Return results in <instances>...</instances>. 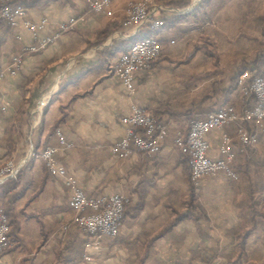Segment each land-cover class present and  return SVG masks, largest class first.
I'll list each match as a JSON object with an SVG mask.
<instances>
[{"label": "crops", "instance_id": "obj_1", "mask_svg": "<svg viewBox=\"0 0 264 264\" xmlns=\"http://www.w3.org/2000/svg\"><path fill=\"white\" fill-rule=\"evenodd\" d=\"M17 1L26 16L0 22V68L22 56L17 72L0 78V171L9 161L19 167L17 177L0 178L11 222L0 264H264V132L250 147L236 124L208 134L214 158L222 134L233 137L238 180L206 175L195 185L190 150L176 143L225 104L239 111L250 104L238 78L264 68V59L239 41L264 38V0H168L145 24L126 13L135 0H114L111 15L86 0ZM72 17L74 26L63 29ZM43 18L37 33L25 25ZM155 19L164 23L153 26ZM55 34L46 48L28 49ZM145 35L162 53L128 85L116 72L120 56ZM240 51L253 58L242 64ZM134 106L168 126L152 158L114 151ZM48 146H59L56 160L88 195L129 197L118 236L98 238L72 222L71 188L47 166Z\"/></svg>", "mask_w": 264, "mask_h": 264}, {"label": "built area", "instance_id": "obj_2", "mask_svg": "<svg viewBox=\"0 0 264 264\" xmlns=\"http://www.w3.org/2000/svg\"><path fill=\"white\" fill-rule=\"evenodd\" d=\"M96 12L111 15V6L114 0H86ZM167 0H140L131 2L129 20L140 24L150 22V17L160 9L165 8L163 3ZM27 8L17 0H0V22L3 19L11 23H17L18 18L25 17ZM77 18L72 17L62 24L63 29L74 26ZM48 23L47 18L41 22H33L26 19L25 25L32 32L37 33ZM164 22L161 19L152 21L153 26H160ZM57 34L41 39L37 44L30 46V51H39L46 48L56 40ZM162 45L152 37L136 41L131 48L121 54L116 72L123 81L131 85L134 75L139 70L148 69L162 53ZM22 62L21 55L13 56L12 65L9 68H0V78L7 73H16ZM250 74L244 72L238 80V88L241 97L249 100L250 104L239 111L234 103H227L220 109L208 114L204 119L193 121L187 133H179L176 143L187 146L191 153V179L198 185L202 177L206 175H224L229 180H238L240 174L235 169L236 151L233 137L228 133L222 134V143L219 148L220 157L210 155L211 144L208 134L230 124L237 125V136L241 144L250 147L258 142V132H264V75L254 77L250 82ZM131 128L127 135L119 140L114 151L126 158L135 150L144 152L149 157H154L162 148V144L168 134V126L159 120L152 112L140 106H134L133 114L129 118ZM254 128L256 131H253ZM61 144H65L66 138L61 130L57 129ZM59 146H48L43 150L42 156L49 169L64 177L66 184L71 188L70 207L75 212L72 222L81 230L95 235L98 238L116 237L124 218L126 204L129 197L125 194L114 195H88L79 186L77 180L70 176L67 168L59 163L56 152ZM19 167L13 161H9L0 171V178L17 177ZM10 221L3 205L0 204V257L9 246ZM89 258V257H88Z\"/></svg>", "mask_w": 264, "mask_h": 264}, {"label": "rangeland", "instance_id": "obj_3", "mask_svg": "<svg viewBox=\"0 0 264 264\" xmlns=\"http://www.w3.org/2000/svg\"><path fill=\"white\" fill-rule=\"evenodd\" d=\"M138 1H140V0H135V1H130L128 4H127V10H126V13H127V15H128V17H129V11H128V9L130 8V3L131 2H138ZM168 1V0H167ZM167 1H165V2H161V1H159L158 3H163L164 5H165V3L167 2ZM113 3H114V1H113ZM113 5V4H112ZM111 10H112V6H111ZM113 12V11H112ZM258 33H256L255 34V36H252V37H243V38H240L241 40L239 41V44H240V48L242 49V48H244V49H246V46L249 48V51H251V49H258V52L260 53L261 51H262V49H261V47H260V45L261 44H263V40H264V38L263 37H261L260 35H257ZM263 41V42H262ZM243 44V45H242ZM248 44V45H247ZM242 46V47H241ZM162 48H163V46H162ZM260 48V49H259ZM247 54H249L248 52H246V51H240V60H241V62H242V64L243 63H245L246 62V59H251V58H253V56H252V54L251 55H249V57L247 58ZM159 58V57H158ZM157 58V59H158ZM240 68H241V65H240ZM249 101V100H248ZM180 133H182V132H180ZM179 134V133H178Z\"/></svg>", "mask_w": 264, "mask_h": 264}, {"label": "trees", "instance_id": "obj_4", "mask_svg": "<svg viewBox=\"0 0 264 264\" xmlns=\"http://www.w3.org/2000/svg\"><path fill=\"white\" fill-rule=\"evenodd\" d=\"M148 35H145V36H142V37H140L139 38V36L137 37V39L136 40H134L133 41V44L136 42V41H138V40H142V39H144V38H146ZM260 59H264V50H262L261 52H260V57H259ZM243 72V71H242ZM242 72H240V75H241V73ZM240 75H239V77H240ZM259 75H264V68L263 67H257L256 68V70H255V72L248 78V81L250 82L252 79H254V77H256V76H259ZM238 80H239V78H238ZM3 206H4V208H5V210H6V212H7V214H9V206H8V204L7 203H3ZM10 225H11V222H10ZM242 236H245V235H242Z\"/></svg>", "mask_w": 264, "mask_h": 264}]
</instances>
